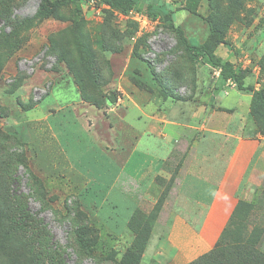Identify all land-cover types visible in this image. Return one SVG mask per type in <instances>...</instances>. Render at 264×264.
<instances>
[{
	"label": "rangeland",
	"instance_id": "1",
	"mask_svg": "<svg viewBox=\"0 0 264 264\" xmlns=\"http://www.w3.org/2000/svg\"><path fill=\"white\" fill-rule=\"evenodd\" d=\"M41 1L0 0V264H120L137 237L149 235L150 241L170 183L160 181L154 206H139L140 215L124 229L125 203L116 211L103 194L113 171L103 166L94 134L99 125L80 136L73 131L83 122L88 127L98 122V112L123 104V95L147 92L222 110L220 97L226 105H239L241 92L252 93L223 82L207 56L193 59L160 15L153 16L148 2L157 0H139L126 9L105 0H58L50 17L38 14ZM167 4L192 44L205 41L211 25L219 24L226 43L217 55L245 72V84L264 87V0ZM74 106L81 114L85 106L91 109L71 120ZM138 113L132 108L129 118ZM254 117L264 122V113ZM254 124L249 110L242 135L263 144L240 188L235 235L242 241L252 235L264 251V132H256ZM79 231H86L89 247L80 246ZM149 252L141 264H149Z\"/></svg>",
	"mask_w": 264,
	"mask_h": 264
},
{
	"label": "crops",
	"instance_id": "2",
	"mask_svg": "<svg viewBox=\"0 0 264 264\" xmlns=\"http://www.w3.org/2000/svg\"><path fill=\"white\" fill-rule=\"evenodd\" d=\"M241 94L239 105H226L220 97L222 110L147 92L123 95L119 98L123 104L118 101L106 108L107 114L98 112V122H89V127L83 122L80 131H73L78 136L99 125L94 134L103 166L113 171L103 194L116 211L125 203L124 229L135 210L153 207L163 183H170L144 253L150 249L149 264H187L217 245L263 144L260 138L242 135L251 95ZM127 100L131 106L124 104ZM132 108L139 113L131 119ZM90 109L85 106L81 114L72 107L71 120H79Z\"/></svg>",
	"mask_w": 264,
	"mask_h": 264
},
{
	"label": "trees",
	"instance_id": "3",
	"mask_svg": "<svg viewBox=\"0 0 264 264\" xmlns=\"http://www.w3.org/2000/svg\"><path fill=\"white\" fill-rule=\"evenodd\" d=\"M105 1L111 3L116 8L126 9L133 7L136 3H138L139 0ZM167 1L168 0H157L154 3H152V1L148 2V6L150 8V11H152L153 16L156 17L160 15L166 26L175 33L179 42L182 44L184 49L191 54V57L193 59L207 56L211 63L219 68V77L223 82L232 80L239 90L252 93L250 99V117H253V120L255 122V131L259 133L264 132V122L258 119L256 120V118L254 117V115H261L264 113V87L255 89L253 86L245 84V72L242 69H238L230 60H225L216 53L218 46L226 43L225 31L219 24H213L211 25L210 34L205 41L197 45L192 44L188 40L182 27L175 26L174 10H172L168 6ZM60 5L61 3L58 0H42L39 6L38 14L43 17H50L56 13ZM188 9L195 11L192 5L188 6ZM82 68H85L86 70V66ZM85 70H83V72H85ZM81 83H79L80 93L83 94ZM92 93L94 94V92L90 91L88 95H93ZM164 95L165 97L169 96L167 94ZM114 101L116 100H108V103H113ZM245 130H248V128L245 127ZM157 205L155 207H158L159 213L162 203L159 206ZM241 205L242 202L239 201L232 213L231 219L229 220L227 226L224 228L221 234V237L218 241L219 245L217 246V248H214L209 252L200 255L191 262L192 264H264V251L258 245V240L252 238V235H250L247 239H244V241H242L239 238L240 234L235 235L237 233V221L239 219V208ZM155 207L152 209L153 211H155ZM138 215H140V212L135 210L133 215L130 217L129 222L136 220ZM85 234L86 231H83L82 234L79 231L78 242L81 247H89V242L83 241V236ZM148 237L143 239H141L140 236L137 237L128 251L124 253L120 264H141L143 253L148 244ZM56 255L57 253H54V256Z\"/></svg>",
	"mask_w": 264,
	"mask_h": 264
},
{
	"label": "built area",
	"instance_id": "4",
	"mask_svg": "<svg viewBox=\"0 0 264 264\" xmlns=\"http://www.w3.org/2000/svg\"><path fill=\"white\" fill-rule=\"evenodd\" d=\"M143 22H144V23L149 22V21H148V18H147L146 16H143ZM148 57H149L150 61H152V62L154 63V65L157 66V69H159V71H160V70H161V66H160V64L157 65V64L154 62V60H155V54L152 53V52H150V53L148 54ZM228 81H232V80H228Z\"/></svg>",
	"mask_w": 264,
	"mask_h": 264
}]
</instances>
